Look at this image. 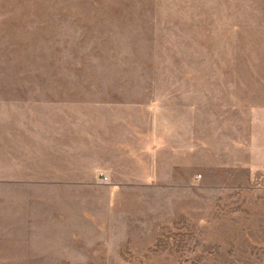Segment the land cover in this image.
I'll return each instance as SVG.
<instances>
[{"label": "rangeland", "instance_id": "374dc122", "mask_svg": "<svg viewBox=\"0 0 264 264\" xmlns=\"http://www.w3.org/2000/svg\"><path fill=\"white\" fill-rule=\"evenodd\" d=\"M1 6L29 12L47 79H75L79 100L157 105L188 126L190 154L173 184L120 193L111 207L106 192H79L76 222L48 216L40 231L6 214L2 185L0 264H264V159L242 142L264 108V0Z\"/></svg>", "mask_w": 264, "mask_h": 264}, {"label": "crops", "instance_id": "0c3cea01", "mask_svg": "<svg viewBox=\"0 0 264 264\" xmlns=\"http://www.w3.org/2000/svg\"><path fill=\"white\" fill-rule=\"evenodd\" d=\"M3 3L0 0V191L4 185L6 214L16 217V224L28 218L40 231L48 216L58 225L75 223L79 192H106L111 207L120 193L173 184L178 159L181 167L184 161L188 165V126L174 124L157 105L122 97L79 100L75 79H47L45 46L30 25L29 12L14 15ZM42 38L45 42L44 33ZM242 142L248 149L253 145L264 159V108L251 116V131ZM228 152V165L236 166L232 146ZM182 182L189 185L188 179Z\"/></svg>", "mask_w": 264, "mask_h": 264}]
</instances>
